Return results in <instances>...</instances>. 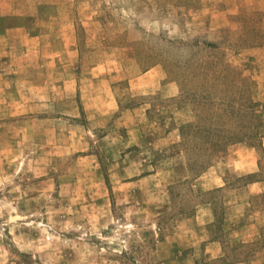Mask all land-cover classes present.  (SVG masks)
Instances as JSON below:
<instances>
[{
    "label": "rangeland",
    "instance_id": "1",
    "mask_svg": "<svg viewBox=\"0 0 264 264\" xmlns=\"http://www.w3.org/2000/svg\"><path fill=\"white\" fill-rule=\"evenodd\" d=\"M0 264H264V0H0Z\"/></svg>",
    "mask_w": 264,
    "mask_h": 264
}]
</instances>
